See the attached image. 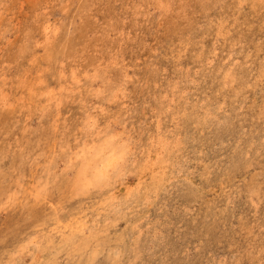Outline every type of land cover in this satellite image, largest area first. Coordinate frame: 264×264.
I'll return each mask as SVG.
<instances>
[{
  "label": "rangeland",
  "instance_id": "obj_1",
  "mask_svg": "<svg viewBox=\"0 0 264 264\" xmlns=\"http://www.w3.org/2000/svg\"><path fill=\"white\" fill-rule=\"evenodd\" d=\"M0 264H264V0H0Z\"/></svg>",
  "mask_w": 264,
  "mask_h": 264
}]
</instances>
